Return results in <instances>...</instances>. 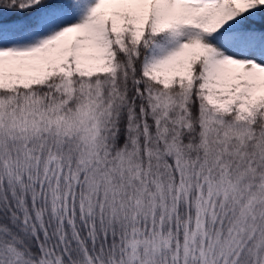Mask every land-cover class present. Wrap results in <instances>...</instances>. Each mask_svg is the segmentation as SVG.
Returning <instances> with one entry per match:
<instances>
[{
    "label": "snow or ice",
    "instance_id": "1",
    "mask_svg": "<svg viewBox=\"0 0 264 264\" xmlns=\"http://www.w3.org/2000/svg\"><path fill=\"white\" fill-rule=\"evenodd\" d=\"M0 264H264V0H0Z\"/></svg>",
    "mask_w": 264,
    "mask_h": 264
}]
</instances>
